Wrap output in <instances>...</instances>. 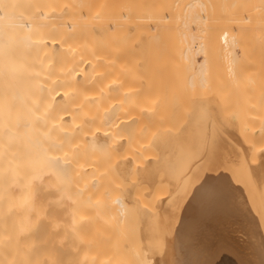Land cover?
<instances>
[{"label":"bare ground","instance_id":"6f19581e","mask_svg":"<svg viewBox=\"0 0 264 264\" xmlns=\"http://www.w3.org/2000/svg\"><path fill=\"white\" fill-rule=\"evenodd\" d=\"M253 24L264 35V0H0V264H77L80 260L94 264L98 254L103 264H199L202 252L211 248V264H264V148L253 146L254 138L264 136V130L259 131V136L256 132L255 137L251 133L253 126L260 128L259 122L264 121V108L259 109L263 113H258V120L248 112L249 123L239 120L240 124L235 122L230 127L228 117L224 121L223 115L222 120L217 115V103L210 102L216 100L215 96H206L207 100L194 104L179 131L154 132L150 141L160 149L159 157H146L136 168L132 167L135 175L149 185L159 168H164L169 187L152 206L134 200L130 188L122 186L106 200L97 194L91 200L93 188L102 187L108 193L104 190L105 178L99 177L103 174L91 175L99 168L102 172L103 160L115 157L112 168L120 179L132 175L131 157L125 156L129 147L127 153L126 149L120 150L128 146L124 145L122 137L126 135L122 128L133 127L134 121L129 118L138 117L140 112L150 116L157 106L160 108L158 100L154 105L140 107L135 98V89L149 78L147 68L153 67L149 66V53H155L156 48L162 51V44H167L169 50L164 58L172 66L158 61L157 68H162L165 76L169 75V68L170 79L185 78L183 74L190 72V82L195 79L204 83L211 78L216 81L217 75H208L219 69L205 56V50L219 52L227 58L226 63L234 64L230 62L237 60L235 46L241 50L243 45L242 41L238 46L239 37L243 31H255ZM176 51L178 55L174 57ZM159 54L152 56L160 58L162 52ZM198 54L202 55L201 60L196 59ZM239 57L237 71L227 64L228 73L236 76L235 83L243 76L239 79L243 84L235 86L247 91L254 84L252 80L258 79L249 75L252 67L241 65L244 62ZM181 63L186 73L180 71ZM207 69L209 72L205 73ZM256 112L252 115L257 116ZM242 122L249 125L248 133L245 131L250 133L249 138L238 127H242ZM221 125L222 129L226 126L224 131L228 134L220 132ZM114 129L124 135L109 138ZM188 130L192 131L187 133ZM218 132L226 139L234 138L232 147L236 150L231 147L232 141L228 139V143L238 160L232 150V157L228 158L229 149L225 154L218 150L226 144L220 141ZM127 136L124 140L130 138ZM186 144L194 148L187 149ZM165 145L172 154L166 161L168 165L163 163ZM215 145L222 147L214 150ZM120 153L122 157L118 156ZM215 155L222 160L220 164L236 165L234 170L242 165L244 171H240L241 181L248 187L245 191L249 199L245 198L250 207L247 212L241 209L242 214L238 215L239 209L230 206L238 210V214L233 213L235 218L240 216L237 222L230 220V211L224 205V192H233L225 191L227 184L223 189V175H219L220 165L216 170ZM229 158L240 160L241 164H232ZM224 166L230 172L229 166ZM196 172L197 178L193 176ZM234 173L240 180L241 173ZM232 176L227 175L226 180L229 178L232 184L240 182L235 177V182L231 181ZM232 189L235 187L229 190ZM76 203L95 204L103 217L113 221L111 228L116 234L122 233L118 222L127 217L132 204L138 246L127 242L116 247L115 240L112 247L107 246L106 239H98L102 231H95L90 224L96 215L86 212V222L80 226L83 216L76 210ZM120 253L122 257L118 256Z\"/></svg>","mask_w":264,"mask_h":264},{"label":"rangeland","instance_id":"374dc122","mask_svg":"<svg viewBox=\"0 0 264 264\" xmlns=\"http://www.w3.org/2000/svg\"><path fill=\"white\" fill-rule=\"evenodd\" d=\"M251 1V0H250ZM254 1V0H253ZM253 22V21H252ZM252 25V24H251ZM250 25V26H251ZM254 25V24H253ZM255 26V25H254ZM254 26H251V28L252 27H254ZM250 28V27H249ZM246 29V30H250V29ZM253 30L255 29V31H258L257 30V26H255L254 28H252ZM259 29V28H258ZM248 31H246L247 33H248ZM255 31H252V33H248V34H246L244 31H243V33H241L242 34V36L241 37H239V41H241V42H239L238 43V46L240 47V45L239 44H241L242 43V41H243V45L241 46V50H239V48H237V46H235V49H234V55H235V57L237 58V60H236V58H235V60L236 61H231L230 63L232 64V63H234V64H232V65H230L229 64V62H227L226 63V61H227V58L226 57H223V54H220L219 52H217V53H215V51L214 50H209V49H206L205 51V56L209 59V60H211L212 62H215L217 65L215 66V67H218V69L221 71V72H219V70H218V72L217 71H215V72H213V69L211 68V69H209V70H212L211 72H213V73H209V75H208V78L211 76V77H214L215 75H217V80L215 81L214 79H208V81H206V82H200V81H198V80H195L194 78V80H191L192 82H190V81H188L187 80V76H188V74L190 73H188L187 75H184L183 74V76H185V78L183 77L182 78V76H181V79L178 77V78H174V79H172V77H171V79L168 77V76H171V72H170V70H169V68H167V70L169 71L168 73H169V75L168 76H165V75H167V74H165V73H163V74H165V75H162V68L160 69H158L157 68V64L159 63L158 61H160V63H162V61H163V64H167V62H166V60H165V56H166V54H165V51H167V50H169V49H167V48H169L168 46H167V44H162V47L161 48H163V50L162 51H160V49L158 50L157 48L156 49H154L155 50V53L153 52V54L152 55H155V54H157V55H160L159 53H161L162 52V54H163V56H162V54H161V56H160V58H159V56H157L156 57V59H154V56H152L151 55V53H149L150 55V57H151V60H150V63H149V66H151V65H153V67H150L151 68V71H150V68L148 67L147 69V72L149 73V75H148V79H147V82L146 83H143V84H139L138 85V87L135 89L136 91H135V98H136V101L140 104V107L141 106H144V105H148V104H153L154 105V103H155V101L156 100H158V104L157 105H159L160 106V108L158 109V106L154 109V111H152L151 112V115L150 116H146V115H144V114H142L141 112L139 113V115H137L138 117H133V116H131L129 119H133V121L134 122H132V125H133V127H132V125H131V127L132 128H130V130H128V128L130 127L129 126V123H128V128H126V127H123L122 128V132L124 133L125 132V135L127 136V134L128 133H130V138H129V136H127L128 138H125V139H128L129 141H130V143H129V141L128 140H124V138L123 137H126V136H123L122 134H120L121 133V131L119 130V132L118 131H116L115 129L117 128V127H115V129H114V131L112 132L111 131V134H109V138H116V136L115 135H117V137L118 138H121V137H119V136H123L122 137V139H123V141H124V145L125 144H127L128 146H124V147H122L120 150H122V151H124L127 147H129L130 148V151L132 152V154L131 155H129L128 153H130V151H129V148H127L128 149V153L126 152L127 151V149L125 150V152L127 153V154H125L124 152H122V153H124L125 154V156H128V158H130L131 157V163H132V166H131V171H130V173L129 174H132V175H129V176H126L124 179H120L116 174H115V172H114V170H113V168H112V164L114 163V161L116 160L115 159V157H108L105 161L103 160L102 162H101V165H103V168H102V172H99L100 170H101V168H99V169H97L96 170V172L94 173H92L91 175H93V176H97L98 175V173H101V174H103L102 176L101 175H99V177H101L100 179H102L103 177L105 178V180H106V182H105V189L104 190H107L108 191V193L107 194H105L103 191H102V187L100 188V187H96V188H93L92 189V194H93V197L91 198V200H93V199H96V197H94V195H100V196H102L103 197V199H108L107 198V196H110L113 192H115V191H119L120 190V186H122V187H129L130 188V192L132 191V196L134 197V200H136L137 199V201L138 202H141L142 203V205L144 204L145 206H152L153 204V202L155 203V200H156V198L157 197H159L160 195H163L164 193V191H166V188H168L169 186H167V185H169L168 183H167V181L165 180L166 179V177H165V173H164V168H159V170H158V172H157V174H156V179L152 182V184L151 185H149V184H147L146 182H144V181H142V180H140V178L139 177H137V175H135V171L132 169V167L133 168H136L135 166L136 165H139L141 162H139V161H141V160H143L144 158H146V157H151V156H154V158L156 159L157 157H159L158 155L160 154V149H158V147H156L151 141H150V139L153 137L152 135H154V132H163L164 131V133L166 134V133H168V134H171V133H174V132H177V131H179L185 124H186V122L188 121V119H189V117H190V113L192 112V110L194 109V107H195V105L194 104H197V103H200V101H204L205 99L207 100V98H205L206 96L208 97H210V96H212V97H214L215 96V98H216V100L218 99V97L220 98L219 100H215L214 99V102L212 101V100H210V102H212V103H217V104H215V105H218L217 107H219V110L217 111V115L219 114L220 115V117H221V119L220 120H222V115L224 116V121L227 119V117H228V119H227V122L230 124V127L231 126H233L234 125V123L236 122V124L237 123H239L238 121L240 120V121H243L244 120V122H246V120H247V122L249 123V121H248V116L250 115V116H255V118H254V120H258L259 119V117H258V113H263V110L261 109V110H259L260 108H264V44L262 43L263 41V36L264 35H262L263 34V32H262V34L259 32V31H261V28L259 29V31L258 32H255ZM246 35H245V34ZM259 33H260V38H262L261 39V41L259 40L260 38H258L259 36ZM244 34V35H243ZM261 35H262V37H261ZM167 49V50H166ZM156 50L157 51H159L158 53L156 52ZM173 50V49H172ZM171 50V51H172ZM175 50V49H174ZM173 50V51H174ZM153 51V50H152ZM152 51H150V52H152ZM178 51V50H177ZM177 51L175 52V54H174V57H175V55L177 54ZM128 52H129V50H128ZM132 52V51H131ZM129 54H130V52H129ZM171 53H169V55H170ZM173 54V53H172ZM172 54H171V56H172ZM132 55H134V54H132L131 53V56ZM178 55V54H177ZM199 55V56H198ZM198 55H196V59L197 60H201L202 59V55H200V54H198ZM239 55H240V57H239ZM170 57V56H169ZM238 57L240 58V62H242L241 60L243 59V62H244V64L243 63H241V65H246V63L248 64V65H246V66H248L247 68H251L252 67V71H253V73H249V75H251V74H254V76L256 77V80L257 81H255L254 82V80H252L253 81V83L255 84H253V86H256L257 85V87H259V88H257V87H254V88H257V90H256V92L257 91H259L260 92V95L259 94H256V92L254 91L253 92V89L254 88H252L253 86H251V87H249L248 89H247V91H241V87L242 86H240L239 88L240 89H237V85L238 84H241L242 82V80H239V79H243V76H241V78H239V79H237L236 80V82L238 83H235V81L233 80V77L235 78L236 76H233L232 75V77H231V75L229 76V74L230 73H228L229 72V67L230 66H232V67H234V69H236L237 67H238V64H240V63H237V61H238ZM159 58V59H158ZM168 57H166V59H167ZM201 58V59H200ZM242 58V59H241ZM162 59V60H161ZM175 60H176V58H174ZM173 59V60H174ZM177 60H179L178 58H177ZM214 60V61H213ZM172 61V60H171ZM229 61V60H228ZM169 62V61H168ZM174 62V61H173ZM205 62H207V60L205 61ZM235 62L237 63V64H235ZM239 62V61H238ZM171 63V62H170ZM162 64V65H163ZM169 64V63H168ZM167 64V65H168ZM176 64H177V61H176ZM175 64V65H176ZM184 64V63H183ZM183 64L181 63L180 65H178L181 69L184 67L183 66ZM208 64H209V61H208ZM230 65L229 67H228V65ZM204 67H206L207 68V66H206V63H204ZM210 65H212V64H209V66ZM234 65V66H233ZM252 65V66H251ZM169 66H172V65H170L169 64ZM182 66V67H181ZM208 66V68H210ZM237 66V67H236ZM158 67H159V65H158ZM179 67L177 68V69H179ZM189 67V66H188ZM191 67V66H190ZM227 67V68H226ZM166 68V67H165ZM172 68V67H171ZM186 67H184V69H185ZM214 68V67H213ZM240 68V67H239ZM246 67H244V69L246 70L247 69ZM155 69V70H154ZM163 69H164V67H163ZM184 69H182V70H180L181 72L182 71H184V73H186V69L184 70ZM194 69V67L191 69V70H193ZM243 69V70H244ZM160 70V71H159ZM195 70H196V68H195ZM209 70L207 69V70H205L204 72L205 73H208L209 72ZM243 70H241V71H243ZM158 71L159 72H161L160 73V75H159V73H158ZM163 71H165V69L163 70ZM172 71V70H171ZM174 71H175V69H174ZM236 71H237V69H236ZM238 71H239V69H238ZM250 71V70H249ZM153 72V73H152ZM167 72V71H166ZM179 72V71H178ZM177 72V73H178ZM191 72H193V71H191ZM247 72V71H246ZM154 73H156L155 75L157 76V77H155V75H154ZM173 73H175V72H173ZM176 73V74H177ZM238 73H240V72H238ZM242 73H244V72H242ZM182 74V73H181ZM195 73H193V75H194ZM204 74V73H203ZM241 74V73H240ZM150 75H151V78H150ZM174 75V74H173ZM228 75V76H227ZM239 75V74H238ZM244 75V74H243ZM175 76V75H174ZM176 76H178V75H176ZM190 76H192V75H190ZM195 76V75H194ZM205 76V75H204ZM203 76V77H204ZM207 76V75H206ZM205 76V77H206ZM244 76H246V75H244ZM248 76V75H247ZM252 76V75H251ZM253 76V77H254ZM159 77H160V79H159ZM163 77H167V78H163ZM195 77H198V76H195ZM200 77V76H199ZM205 77H204V79L202 78V77H200V80H201V78L203 79V80H206L205 79ZM229 77V78H228ZM231 77V78H230ZM253 77H251V78H253ZM255 77L253 78V79H255ZM153 78V79H152ZM155 78H157V80L155 79ZM161 78H163V79H161ZM207 78V77H206ZM238 78V77H237ZM245 78V77H244ZM159 79V80H158ZM199 79V78H198ZM216 79V78H215ZM152 80H155V81H152ZM190 80V79H189ZM238 80L240 81V82H238ZM245 80V79H244ZM146 81V80H145ZM149 81H151V82H149ZM245 82V81H244ZM129 83V82H128ZM235 84H237L236 86H235ZM243 84V83H242ZM252 85V84H251ZM252 88V89H251ZM245 89V88H244ZM259 89V90H258ZM244 92V93H243ZM258 92V93H259ZM242 93L244 94V95H242ZM257 95H255V94ZM243 96V98H244V96L246 95V99H243L242 98V96ZM249 96V97H248ZM208 97V98H209ZM255 97H257V104L259 105L258 107H257V105H256V103H255V100H256V98ZM254 98H255V100H254ZM209 99H211V98H209ZM208 99V100H209ZM254 100V101H253ZM198 101V102H197ZM197 102V103H196ZM251 102H252V104L253 105H255V106H253V105H251ZM263 104V105H262ZM214 105V104H213ZM214 105V106H215ZM262 105V106H261ZM217 107H215V109L217 108ZM258 108V109H257ZM218 109V108H217ZM220 109H221V111H222V114H220V113H218V112H221L220 111ZM250 109L252 110V111H257L256 113H257V116L256 115H252L253 113H255V112H252V111H250ZM259 110V111H258ZM251 113V114H247V113ZM126 114V113H125ZM217 117H219V116H217ZM219 117V118H220ZM250 118L251 117H249V120H250ZM258 118V119H257ZM125 119H128V117L127 118H125ZM252 121H253V119H252ZM231 122V123H230ZM244 122H242V127L239 125H237L238 127H239V129H241L242 130V132L244 131H247V133H248V129H249V125L247 126L246 124H244ZM254 122V121H253ZM263 122L264 121H262V122H259L261 125H258V127H260V128H257V127H255V126H253V128H251L252 129V131H251V133H253V136L256 134V132H258V136L260 135V133L264 130V125H263ZM241 123V122H240ZM239 123V124H240ZM251 123V122H250ZM256 123V122H255ZM227 124V123H226ZM228 124V125H229ZM232 124V125H231ZM127 125V124H126ZM225 124H223V126H224ZM256 126H257V123L255 124ZM244 126V127H243ZM251 126V125H250ZM120 127V126H119ZM119 127L117 128V130L119 129ZM255 127V128H254ZM220 128H221V131H220V129H219V131L220 132H223V133H226V134H228L227 132H225L224 131V129L226 128V126L224 127V129H222V125L220 126ZM237 128V127H236ZM128 131H127V130ZM228 129V128H227ZM254 129V130H253ZM259 129V130H258ZM113 130V129H112ZM262 130V131H261ZM126 131H127V133H126ZM189 131H192V130H188L187 131V133L189 132ZM259 131H261V132H259ZM110 132V131H109ZM117 133H119V134H117ZM153 133V134H152ZM190 133V132H189ZM219 133V132H218ZM246 133V132H245ZM243 134V135H246V136H248L249 134ZM220 135H221V133H219ZM262 135H264L263 133H261ZM219 135V136H220ZM242 135V136H243ZM112 136V137H111ZM220 137H222V139L220 138V141H226L225 143V146L222 144V146H224V147H222V146H214V150H215V148H216V150L218 149V147L219 148H221L222 147V149H218L219 151L220 150H223L224 151V154H225V151L226 150H228L229 149V151H226V156H227V158H228V156L230 155L231 157H232V155H231V153L229 154V152H230V150H232L233 148H234V150H236V147H232V145H234L235 143H234V141H233V139L234 138H232V139H230V138H228L230 141H232V143L233 144H231L230 142L228 143V139H226V138H224V135L222 136H220ZM251 137V136H250ZM255 137V136H254ZM253 137V138H254ZM114 138V139H115ZM245 138H247V137H245ZM248 138H249V136H248ZM247 138V139H248ZM154 139V138H153ZM152 139V140H153ZM126 141V142H125ZM254 141L256 142H254L255 144L253 145V146H255V147H260V148H264V136H260V137H256V138H254ZM249 142V141H248ZM217 145H219V140L217 141ZM228 143V144H227ZM250 143V142H249ZM229 144H231V147H232V149H230L231 147L229 146ZM252 144V143H251ZM221 145V144H220ZM226 145H228V146H226ZM166 146V147H165ZM164 147L165 148H163L164 149V151H163V153L165 154V160H163V163H164V165H168L167 164V162H169L170 161V158H171V151L169 150V148H168V145H165ZM185 147L186 146H188L187 144L186 145H184ZM226 147H228V148H226ZM192 149V148H194V146L192 147V145H191V147L190 146H188L187 147V149ZM224 148V149H223ZM132 149V150H131ZM234 150H232L231 152H232V154L235 152ZM234 151V152H233ZM217 153H218V151H217ZM216 152H215V154H217ZM220 154H221V152H220ZM219 154H217V156H218ZM222 155V154H221ZM118 156H120V157H122V154L120 153V155H118ZM156 156V157H155ZM222 156H224V155H222ZM234 156H236L235 155V153L233 154V157ZM123 157H124V155H123ZM238 157V156H237ZM119 158V157H118ZM219 158V157H218ZM226 158V159H227ZM235 159H237L236 157H234ZM234 158H231L232 160L234 159ZM247 158H248V156H247ZM220 159V158H219ZM230 158L228 159V161H230L231 160ZM234 159V160H235ZM230 161V163L232 162V164L235 162V163H239V164H241L240 163V160L239 161ZM248 160V159H247ZM250 160V159H249ZM144 161V160H143ZM167 161V162H166ZM218 161H220L219 163H218ZM221 161L222 160H217V157H216V155H215V166H216V170H219V168H218V166L220 165V168L222 169V166H224V165H227V166H229V168H230V172H231V175H229V174H227V167H223L224 169H225V171H224V169H222V171H221V169H220V174L219 175H223V176H225V177H223L222 176V186H223V189H224V186H225V184H227L228 186L227 187H229L228 189L226 188V186H225V191L227 192V191H231V193L233 194V196H231L232 194H228V193H225L224 192V197H225V195H226V197L224 198V201L225 202H227V203H225L224 205L227 207V209H229L228 210V212H229V218H230V220L231 221H235V222H237L238 221V219H239V217L237 216L236 218H235V214L237 213V212H235V211H238V210H234L233 208H231L230 206L231 205H233L234 207H237V209H239V211H238V215H240V213L242 212L241 211V209H243L244 208V211H246L247 212V207H250V204L248 203L249 202V200H247L246 201V198L247 199H249V196H248V192H247V196H246V191L248 190L247 188L248 187H246L247 185H245V184H243V177H242V173L240 172V171H242V172H244L243 170H242V168H241V166L242 165H239V166H237V170H239L238 168L240 167V169L241 170H239L238 172L239 173H241V177H240V180H238L239 179V176H235V173H234V171H236V175H238L239 173H237V170H234V168L236 169V165H234L235 167H233V165H231V164H229V163H223L224 165H222V164H220L221 163ZM224 161V160H223ZM227 161V162H228ZM131 163H130V165H131ZM137 163V164H136ZM217 164V165H216ZM232 166V168H233V170L231 169V166ZM165 167V166H164ZM228 168V169H229ZM132 170H133V173H134V175H133V173H131L132 172ZM199 171V170H198ZM227 171V172H226ZM230 172H228V173H230ZM218 173H219V171H218ZM224 173L225 174H227L228 175V177L229 178H231L230 176H232V173H234L233 175L234 176H232V179H231V181H233V179H234V177L236 178L235 180H238V181H240L239 183H236L235 181H233V182H235V184H237V185H235L234 183L232 184V182H230V179L229 178H227V180L229 181V183H228V181L226 180V176L227 175H224ZM246 173V172H245ZM244 173V174H245ZM197 172L193 175V176H195L196 175V178H197ZM105 175V176H104ZM198 176H199V174H198ZM238 177V178H237ZM224 178H225V180H226V182H225V180H224ZM241 179H242V181H241ZM89 181L88 182H92V179L91 178H89L88 179ZM223 180H224V182H223ZM90 183H88V184H90ZM231 183V184H230ZM240 183H241V185H245L244 187H242L241 185H240ZM229 184H230V186H232L231 188H233V187H235V190L237 191V192H235V190L234 189H232V190H234V191H232V190H229V189H231L230 188V186H229ZM236 186H237V188H236ZM238 186H241L242 187V189L244 190V192H243V190H242V194L240 193L241 192V190H238V189H240V187H238ZM245 187H246V189H245ZM99 188H100V190H99ZM223 189H222V191H223ZM227 189V190H226ZM246 190V191H245ZM163 193V194H162ZM234 193H237L236 195L234 194ZM227 194H228V196H227ZM240 195H241V198L243 199H241V198H239L240 197ZM92 196V195H91ZM237 196V197H236ZM244 196V197H243ZM246 197V198H245ZM136 198V199H135ZM227 198H229V200L227 199ZM235 198H238V199H236V201H235ZM79 199V194H78V196H77V200ZM231 199H233L234 201H232ZM240 199V200H239ZM227 200V201H226ZM231 200V201H230ZM239 201V202H238ZM245 201L247 202V203H245ZM230 202V205L228 204ZM243 202V203H242ZM140 203V204H141ZM234 203V204H233ZM236 204V205H235ZM241 206H240V205ZM244 204H246V205H244ZM227 205H229V206H227ZM239 205V206H238ZM244 205V206H243ZM130 207H129V210H128V214H127V217L124 219V220H122V221H119L118 223H119V226L121 227V230H122V233H120V234H116L115 232H113V231H115V230H113L111 227V223L113 224V221L111 222L110 220H108V219H106V217H103L104 215L102 214V213H100V212H98L97 211V206L95 205V204H80V205H77V203H76V210H78L80 213H79V215L80 216H83V217H81V220H79V224H80V226L82 227L83 226V224H84V222H86V219H84V215H86V212H87V214L89 213V214H91V213H93L94 215H96L95 216V219H92L91 221H90V224L92 225L93 224V229L96 231V230H100V231H102V234L101 235H97L99 238L98 239H100L101 241H103V240H105L106 239V241L104 242L107 246H110V245H112V244H115V242H116V245H114V246H119L120 247V244H125V243H127V242H129V243H131V244H135V246H138V244H139V239H137V238H139L138 236V233H137V231H138V228H137V224H135L136 222H134V217H133V211H132V209L134 208V206L131 204V205H129ZM232 206V207H233ZM228 207H230V208H228ZM240 207V208H239ZM242 207V208H241ZM198 210H196V212L197 211H199V213L198 214H201L202 213V211L199 209V208H197ZM231 209H232V211H231ZM81 210H83V211H81ZM132 211V212H131ZM201 212V213H200ZM100 214V215H98L97 216V214ZM231 213V214H230ZM233 213H235V214H233ZM242 214V213H241ZM244 214H246L245 212H244ZM92 215V214H91ZM103 215V216H102ZM234 215V216H233ZM246 216V215H245ZM233 219V220H232ZM88 223V222H87ZM136 229V230H135ZM92 230V229H91ZM108 234V235H107ZM136 234V235H135ZM138 235V236H137ZM98 239H96V241L98 240ZM103 239V240H102ZM115 240V242L114 243H111L112 241H114ZM136 240H137V242H136ZM108 241H110V242H108ZM107 242H108V244L109 243H111V244H107ZM93 243H95V245L97 244V242H93ZM103 243V244H104ZM137 243V244H136ZM101 244H102V242H101ZM101 244H99L100 246H98V247H101ZM102 244V245H103ZM94 245V244H93ZM105 245H103V247H104ZM110 247H112V246H110ZM115 247V248H116ZM211 248V247H210ZM105 250V249H104ZM107 250V249H106ZM105 250V251H106ZM212 248L211 249H208V250H205V251H203L202 252V254H201V257L199 258V260H198V262L200 261V263L199 264H207V262H208V264H211L212 262H213V260H212V258H211V256H213L212 255ZM110 251V250H109ZM109 251H107V252H109ZM208 251V252H207ZM103 252V254H104V251H102ZM101 252V253H102ZM106 252V253H107ZM207 252V253H206ZM100 253V254H101ZM67 255H70V254H68V253H66ZM102 254V255H103ZM208 255V256H205V255ZM123 255H124V253H123ZM205 257H204V256ZM210 255V256H209ZM101 256V255H100ZM117 256V255H116ZM116 256L115 255H113V257H115L116 258ZM118 256H121L122 257V253H120V255H118ZM125 256H127L126 254H125ZM96 257H98V258H96ZM96 257H94L95 259H93V260H95V262H94V264H100L101 262L99 261L102 257H100L99 258V254L96 256ZM209 258V259H208ZM98 259V260H97ZM209 261H208V260ZM211 259V260H210ZM80 260V259H79ZM97 260V261H96ZM206 260V261H205ZM102 261V260H101ZM82 261L80 260V261H76V263L77 264H84V262H82ZM108 262L110 263L111 262V259L110 260H108ZM211 262V263H210ZM131 263H133V262H131ZM93 264V263H92ZM101 264H103V263H101ZM107 264V263H106ZM110 264H112V262L110 263ZM130 264V263H129Z\"/></svg>","mask_w":264,"mask_h":264}]
</instances>
